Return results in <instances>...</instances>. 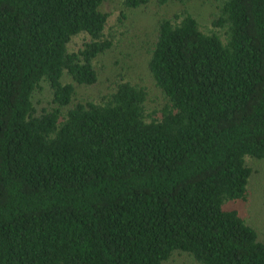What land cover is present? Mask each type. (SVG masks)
I'll return each mask as SVG.
<instances>
[{
	"label": "trees",
	"instance_id": "trees-1",
	"mask_svg": "<svg viewBox=\"0 0 264 264\" xmlns=\"http://www.w3.org/2000/svg\"><path fill=\"white\" fill-rule=\"evenodd\" d=\"M104 1L0 0V264H264L228 206L264 159V0H157L152 106L123 72L74 99L128 37Z\"/></svg>",
	"mask_w": 264,
	"mask_h": 264
},
{
	"label": "rangeland",
	"instance_id": "rangeland-1",
	"mask_svg": "<svg viewBox=\"0 0 264 264\" xmlns=\"http://www.w3.org/2000/svg\"><path fill=\"white\" fill-rule=\"evenodd\" d=\"M204 0H191L190 6L196 11L199 20L206 23L209 18L208 5L203 4ZM103 9L112 13L111 20L115 21L120 10L126 11L127 18L123 21V28L126 29L127 38L118 40L119 44L115 49L108 51L98 58L99 80L90 87L77 89L75 100L84 98H94L98 92H105L113 76L119 72L125 73L127 77L135 80L147 87L150 106L161 102V95L147 70V36L146 33L155 28L157 20L175 11L174 3L159 4L157 0H152L147 5L137 9L128 10L119 4V0H105ZM81 40L76 38L72 45L77 46ZM144 47V49L142 48ZM44 101H48L49 95L43 96ZM38 100V105L44 103ZM252 176L248 182L247 197L245 200L230 202L229 207L236 208L240 215L248 223L252 224L264 238V159L251 162ZM167 264H194L190 257L176 255Z\"/></svg>",
	"mask_w": 264,
	"mask_h": 264
}]
</instances>
